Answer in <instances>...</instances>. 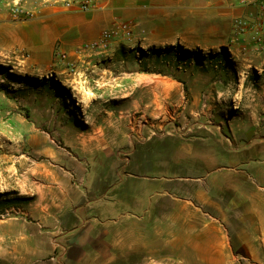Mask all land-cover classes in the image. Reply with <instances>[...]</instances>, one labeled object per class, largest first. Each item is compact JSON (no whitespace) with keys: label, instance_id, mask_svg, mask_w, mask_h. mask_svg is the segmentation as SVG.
Returning <instances> with one entry per match:
<instances>
[{"label":"crops","instance_id":"1","mask_svg":"<svg viewBox=\"0 0 264 264\" xmlns=\"http://www.w3.org/2000/svg\"><path fill=\"white\" fill-rule=\"evenodd\" d=\"M104 2L106 12L84 18L43 3L27 19L0 0V63L35 75L59 72L57 44L72 49L97 37L114 11L158 44L227 45L237 54L264 36V10L240 0ZM246 122L228 124L229 136L210 129L166 139L161 156L147 147L146 162L132 169L88 162L85 156L107 150L72 128L69 154L58 153L65 160L36 169L41 185L25 183L24 167L11 165L2 149L0 191L32 197L23 213L39 224L36 264H264V157L249 155L264 150V120Z\"/></svg>","mask_w":264,"mask_h":264},{"label":"rangeland","instance_id":"2","mask_svg":"<svg viewBox=\"0 0 264 264\" xmlns=\"http://www.w3.org/2000/svg\"><path fill=\"white\" fill-rule=\"evenodd\" d=\"M3 1L10 11L21 8L25 15L20 18L27 19L36 18L43 3L83 18L109 9L104 0ZM86 1L94 7L80 9ZM108 17L97 37L64 49L68 57L61 61L59 72L35 75L9 66L12 75L8 76L0 69V161L2 149H9L11 165L24 167L20 177L25 183L34 186L38 181L41 185L42 172L36 169L65 160L61 155L69 154L66 148L74 140L72 128L89 134L91 147L107 150L106 154L85 156L88 162L104 168L122 163L124 169H132L146 162L147 147L161 156L166 139L211 133L210 129L229 136L233 134L227 129L231 122L241 126L244 120H264V36L238 55L225 45L232 58L225 69L206 57L221 47H191L179 42L197 54L179 48L158 51L177 44L149 42L146 33L136 29L131 39L119 29L109 48L91 49L88 45L104 29L114 30L120 22H127L120 21L115 11ZM15 116L25 120L13 119ZM261 132L264 134V127ZM80 141L83 145L82 138ZM261 151L253 148L249 155L264 157V150L258 155ZM21 197L25 199L14 202ZM28 199L32 197L13 189L0 191V264H36L34 242L39 224L23 213ZM156 264L164 263L159 260Z\"/></svg>","mask_w":264,"mask_h":264},{"label":"built area","instance_id":"3","mask_svg":"<svg viewBox=\"0 0 264 264\" xmlns=\"http://www.w3.org/2000/svg\"><path fill=\"white\" fill-rule=\"evenodd\" d=\"M244 5L246 6H252L259 10H264V0H240ZM94 7V5L90 1H86L85 3L81 4V8L83 10H90ZM11 14L15 18H20L24 14V11L21 8L13 7ZM121 30L124 32L125 35H128V38H132L133 34V26L130 22H120L119 27L117 29L111 30V29H104L101 36L93 41L88 46L91 49L94 50H105L110 47V45L113 43V40L116 37V34H118V30ZM55 54L58 57V60L65 61L67 60L68 54L62 47L60 43L57 44L55 49Z\"/></svg>","mask_w":264,"mask_h":264},{"label":"trees","instance_id":"4","mask_svg":"<svg viewBox=\"0 0 264 264\" xmlns=\"http://www.w3.org/2000/svg\"><path fill=\"white\" fill-rule=\"evenodd\" d=\"M175 48H179V50H181L180 52H185L187 54H197L196 51L193 50H188V49H184L180 44H177L176 46H169L166 48H158V51H163V50H173ZM142 52H145L142 48H139ZM157 50V49H155ZM198 55L203 57L202 53L200 51H198ZM205 57V56H204ZM206 57H210L212 60H214V62H217L218 65L223 66L225 69H227L229 67V64L232 63V58L231 55L228 51V48L226 46H222L220 48V50L218 52L215 53H209V55H207ZM200 59V58H198ZM197 59V61L199 62V60ZM224 63V64H223ZM0 69L6 71L8 73V76H11L12 72H10V67L9 66H5L0 64ZM32 80H35L37 82H42L45 81L44 79L38 78V77H30ZM25 198H16L14 200V202L19 201V200H24ZM10 203V201L5 202Z\"/></svg>","mask_w":264,"mask_h":264},{"label":"bare ground","instance_id":"5","mask_svg":"<svg viewBox=\"0 0 264 264\" xmlns=\"http://www.w3.org/2000/svg\"><path fill=\"white\" fill-rule=\"evenodd\" d=\"M48 174V173H47Z\"/></svg>","mask_w":264,"mask_h":264}]
</instances>
